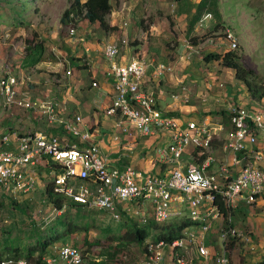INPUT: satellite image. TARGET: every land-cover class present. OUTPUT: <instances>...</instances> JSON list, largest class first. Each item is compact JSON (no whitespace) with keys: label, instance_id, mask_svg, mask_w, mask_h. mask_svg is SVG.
<instances>
[{"label":"built area","instance_id":"1","mask_svg":"<svg viewBox=\"0 0 264 264\" xmlns=\"http://www.w3.org/2000/svg\"><path fill=\"white\" fill-rule=\"evenodd\" d=\"M124 26H127L126 22ZM69 33H74L73 27ZM227 34L231 37L228 30ZM119 43L126 46L128 40L123 37ZM119 43L107 44L103 49L105 59L110 62L108 75L114 91L105 113L119 115L116 126L124 133L129 126L143 136L158 130L168 133L169 141L165 147L157 149V158L161 162L174 163L173 168L167 174L144 176L131 166L109 167L91 133L80 126L79 116L63 120L55 99L30 98L20 90L14 75L5 74L0 76V98L4 107L15 106L39 114L49 124H62L75 141L71 143L68 137L60 138L57 134L7 131L0 137V187L12 196L32 195L37 188L36 165L41 160L48 164L53 161L58 171L52 175L51 190L64 198L58 212L71 203L105 211L119 220L120 210H129L127 203L136 201L139 205L147 200L152 205L156 223L187 215L192 223L174 240L146 241L145 264H229L224 243L238 236V231L230 225L232 215L226 217V224L220 225L219 249L207 243V236L214 221L224 217L218 200L230 212L236 208L243 193H246V201L252 202L264 190V168L256 167L251 161L252 156L264 165L261 153L252 150L257 142V131H264V104L249 109L235 105L228 110L232 131L224 148L233 153L249 149V154L242 156L245 164L237 175L231 177L229 169L223 165L217 172L206 171L214 160L209 153L212 133L208 125L190 120L182 128L175 117L158 107L154 91L144 88L146 78H159L172 67L138 57H132L127 63L115 62L120 53ZM235 45L233 42L232 46ZM66 73L70 74V71ZM92 86H96V82H92ZM190 145L204 156V161L202 164L189 161L183 169L180 159ZM142 221H146L145 217ZM10 262L12 260L8 259L1 264ZM18 264H24V261L19 260ZM42 264L88 263L79 248L58 244L51 247Z\"/></svg>","mask_w":264,"mask_h":264},{"label":"rangeland","instance_id":"2","mask_svg":"<svg viewBox=\"0 0 264 264\" xmlns=\"http://www.w3.org/2000/svg\"><path fill=\"white\" fill-rule=\"evenodd\" d=\"M72 1L0 0V75L5 74L4 67L8 65H12L13 68L15 64L21 66V59L24 64L27 41L31 44L42 41L44 46L42 59L45 61L51 59L49 45L52 35L62 31L68 33L69 28H76L79 22L85 23V19L75 16L62 21L63 12L70 7ZM111 3L112 10L107 16V21L109 26L115 29L105 31L106 34L119 38L118 31L124 30L127 33L128 46L132 47V54L135 57L143 58L144 52L157 50L160 56L154 57L160 59L158 60L160 62L173 65L175 74H178V69H188L181 76V80L184 86L196 82L191 88H199L200 105L203 106L198 107L197 111L204 107L232 108L235 105L249 109L250 106L264 104V99L258 101L252 97L247 86L249 83L255 89L264 90V0H111ZM124 22L127 26H124ZM86 24L88 28L91 27L87 20ZM227 30L231 37L228 36ZM192 37H195L196 44L192 42ZM233 42L236 44L235 47L232 46ZM185 44L191 45L192 48H186ZM212 51L221 53L232 51L241 66L239 77L235 76L234 69L226 67L219 61H204L203 56ZM38 53L39 49L34 55ZM146 57L151 58L152 55L149 53ZM42 67H30L20 76L16 71H10L12 75L18 76L20 82L22 81L21 91L31 93L30 98L50 99L47 95L59 87L60 83L53 78V74ZM73 68L78 71L76 65H73ZM173 73H170L174 78L172 83L178 84V88L174 89L176 98L168 94L165 101L162 100V105L194 106V101L189 103L185 97L196 98L197 92L182 90L176 78L178 76ZM165 74L166 72L163 76ZM34 79L35 82H31ZM172 88L168 90L169 93ZM37 90L43 93L35 94ZM12 108L14 110L17 107ZM78 112L82 117L81 123L86 124L90 121L89 112L84 109H78ZM5 113L9 118L4 126L20 124L28 128L24 125L28 119L31 126L41 128L47 122L35 112L27 114V117L25 114L22 115L23 113H19L21 115L19 117L15 114L11 116L9 112ZM105 115L107 114L99 113L104 124L108 125ZM148 153L147 158H151ZM181 160L186 161L187 156H183ZM53 163L51 161V164ZM56 171L58 170L52 168V171L46 174L44 182L50 181ZM44 182L39 183L40 186L37 187L32 200L11 196L0 187V252L8 251L10 244L15 242L20 247L34 244L35 237L43 235L55 217L63 212L74 224L73 230L53 244H70L89 250L86 253L88 264H145L143 245L133 242L120 244L109 237L123 233L125 228L121 227V224L125 220H115L108 213L93 210L87 212L83 209L66 208L58 213L48 201L40 202L46 199ZM86 224L88 229H85ZM214 229L215 232H212L214 234L208 238L212 241L211 246L217 248L220 242L219 234L217 228ZM235 238L236 244L231 251L230 264H248L246 258L252 250L248 249L246 239L240 236ZM94 242L97 243L89 246ZM50 247L52 245L47 249ZM18 261L12 260L7 264H18Z\"/></svg>","mask_w":264,"mask_h":264},{"label":"crops","instance_id":"3","mask_svg":"<svg viewBox=\"0 0 264 264\" xmlns=\"http://www.w3.org/2000/svg\"><path fill=\"white\" fill-rule=\"evenodd\" d=\"M84 22L85 23L79 22L76 25V28L73 27V34H70L68 30V33H63L62 31L61 33L56 32L52 35L50 40L51 44H46L50 46L51 59H49V61L41 59L34 65H28L25 62L23 64V59H21V66H17L15 64V68H13L12 65L4 67L5 74L12 75L10 71L14 70L20 76L23 75L24 71L30 67L41 68L42 66H44L42 68H47L46 70L50 71L53 74V78L58 83H60L58 84V89L50 91V93L47 95L48 97L57 101L60 117H62L63 120L67 121L74 119L75 116H79L80 118H82L80 113L78 112V109H84L89 112V122L92 121L91 124H88L89 122H87L86 124L81 123L80 126L83 130H88L91 133L92 138L99 146L102 158L105 159L106 164L109 167L123 168L125 166H131L144 176L150 174H167V172L173 168L174 163L159 161L157 158V149L165 147L167 145L169 141L168 133L158 130L152 135L143 136L131 126H129L127 132L124 133L118 126H116V122L120 120L119 115H105V117H107L106 122L108 125L104 124V121L99 116L100 112L105 113L106 108L111 104L114 94L113 82L111 77L108 75L110 62L105 59L103 55V49L107 44L119 43L121 38H127V33L124 30L122 31L120 29L118 31L120 32L119 38L115 36H109L102 28H100L97 22L91 23L90 28H88L86 20ZM66 30L67 29H65V31ZM185 47L192 48V46L189 44H185ZM149 53L150 55H152L151 58L146 57L149 55ZM143 54V58L139 57L140 59H143L147 62H160L158 61L160 59L154 57L160 56L159 51L157 50H150L147 53L144 52ZM132 57H135L132 54V47L120 44V53L116 57L115 62L127 63L131 60ZM162 63L170 65L171 67L173 66L170 63ZM73 65H76L78 71H75ZM67 70L70 71V74L66 73ZM187 70L178 69V74H175L176 71H174L172 67V70L170 72H166L167 75H161L159 78L153 80L146 78L144 88L154 91L158 107L167 115L175 117L182 128H184L185 123L190 120L205 122L212 133L209 153L214 158L206 171L217 172L219 170V166L223 165L229 169L230 176L234 177L237 175L238 170L245 164V160L242 159V156L245 153L249 154V149L233 153V151L224 148V144L229 138V133L232 131L231 123L229 122V106L220 108L216 106L214 109H207L204 107L200 108L201 110L197 111L196 109L198 107H203L200 105L201 92L199 88H191L194 87L196 82L192 83V85L190 86H184L182 84L181 76H183ZM149 71L151 72V69ZM171 72H174L173 75L178 76L176 78H178V83L182 90L187 89L189 92H197L196 98L184 96L185 100L189 103L194 101V106H186L183 104L178 106V104H174V106L178 107L177 108L171 104H167L166 106L162 105V100L165 101V98L168 94L174 98H176L175 96L177 95L174 92V89L178 88V84H176L175 82L172 83V80L174 78L170 75ZM2 75L3 74H1L0 76ZM14 76L18 79V76H16V74ZM21 82L19 81L20 90ZM31 82H35V79ZM92 82H96V86H92ZM205 86L207 85L205 84ZM171 88L172 91L169 93L168 90ZM22 92L23 94L31 97V93L29 94L28 91ZM39 92L43 93L42 91L37 90L35 94H38ZM52 95H54V97ZM0 109V137L9 130L15 131L16 133L33 131L42 132L45 134H59L68 137V140L71 143L75 141L74 138L69 136L62 124H49L44 119L42 120H44L46 123L44 122L45 126H42L41 128H36V126L34 125L31 126V121H29L28 119L24 122V125H27L28 128H25L20 124H18V126H4L5 122L9 118V115L5 112H9L11 116H14L15 114V116L18 117L21 116L19 113H23L22 115L25 114V117H27V114L29 115L33 113L32 111H25V109L20 108H15L14 110L13 108H11V110H9L1 104V98ZM175 109L179 110V112ZM223 111H225V114H223ZM145 137L148 138L143 139ZM3 147H5V145H3ZM249 147L250 145H248L247 148ZM252 150L261 153V155L264 157V131H257V142L252 146ZM148 152L150 153L151 158H147L148 156H146V154ZM183 156H187L186 161L180 159L183 169L186 168V164L189 161H194L200 164H202L204 161V156H201L194 145H190L183 153L181 158ZM251 161L256 167L264 168L262 161L256 160L252 156ZM53 164H48L45 160H41L36 165L34 170L37 177V187L40 186V182H44L46 174L50 173L52 171V168L56 167ZM42 171H44V173H42ZM40 178L42 179L40 180ZM48 182H51V180ZM48 182H44V194H46V185ZM3 192L5 191L3 190ZM35 192H37V188ZM35 192L32 195L20 194L15 197L21 196L22 198L26 197L27 199L32 200L35 197ZM46 201H48L50 205L54 206L51 199L48 197V194H46V199H42L40 202L46 203ZM127 204L129 206L128 211L120 210L121 218L119 219V221L125 220L122 221V223L132 224L133 222H136L138 225H145L149 222V220L156 223V221H154L153 219V210L150 201H142V203L139 205L136 204V201H132L130 204ZM54 208L58 212L59 208H56L55 206ZM66 208L83 209L87 212L93 210L94 212L101 211L107 213L102 210L86 209L81 207L80 205L71 203L67 205ZM233 211L234 213L231 217L232 226L238 231V236H240L242 239L247 240L248 249L252 250L248 253V257L246 256L247 263L264 264V190L262 191V193L257 195L255 200L252 202H247L246 193H243V195L237 202L236 208ZM62 214L65 213L62 212L58 215ZM142 217H145V222L142 221ZM224 217H219L214 221V225L212 226L210 233L207 236V243L209 245H212V241L208 237L214 234L212 233L215 232L214 228H217V233L219 234L220 225H224ZM131 220L133 222H131ZM182 220L190 221L187 218V215L184 214L180 217H174L165 222H162V224H177ZM152 234H155L153 230L151 231L150 236L143 243L144 257L145 243L147 240H153ZM51 245L53 246L56 244ZM75 247L79 248L81 251L83 250L78 246ZM220 247L221 243L219 242V245L215 249H219ZM50 249H48L47 253L50 252ZM225 252L228 256L226 247ZM240 256H242V253L240 254ZM228 257L230 260V256ZM84 258L86 257L84 256Z\"/></svg>","mask_w":264,"mask_h":264},{"label":"trees","instance_id":"4","mask_svg":"<svg viewBox=\"0 0 264 264\" xmlns=\"http://www.w3.org/2000/svg\"><path fill=\"white\" fill-rule=\"evenodd\" d=\"M112 3L111 0H73L70 4V7L65 9L62 15V21L70 18V16H75L76 18H82L87 20L90 23L98 22L101 28L104 31L109 29H115V27H110L107 21V16L111 13ZM170 24V23H169ZM172 25V24H171ZM192 42L196 44L195 37L191 38ZM39 49L38 55H34L35 51ZM25 63L28 65H34L36 62H39L42 59V54L44 51L43 42L39 41L37 43L31 44L30 41H27L25 47ZM204 61L210 62L212 60L219 61L228 68H232L235 71V76L239 77V72L241 70L240 64L235 59L234 53L232 51H225L223 53L219 51H212L203 56ZM248 90L254 99L261 100L264 98V90L255 89L253 85L247 83ZM225 114V111H223ZM46 194L51 199L53 205L56 208H61L63 203V197L55 195L51 190V182H48L46 185ZM216 201V199H215ZM15 202V201H12ZM219 209L223 212L225 219L224 224L227 223V216L229 214L233 215L234 211H227V208L220 202L217 201ZM71 220L65 214L58 215L55 217L53 223L49 225L46 229V232L43 235H37L35 237L34 244L20 247L15 243L10 244L8 251L0 252V262L3 260L12 259L14 262L18 260L24 261V264H41L43 263V257L48 251V247L58 241L60 238L71 233L73 230L72 226L74 224L70 222ZM191 221L182 220L179 223H155L151 220L145 225H138L136 222L132 224L122 223L121 227H124L125 230L122 234L111 235L114 241L119 242L120 244L127 243H136L138 245H143L144 241L150 236L151 231L153 230L155 234H152L153 240L163 239L166 241H172L180 235L181 229L185 226L191 224ZM232 226V223H230ZM88 224L85 225V229H88ZM236 238L231 237L225 241L224 245L227 249L228 256L231 254ZM97 242L89 244V246L95 245ZM7 250V249H5ZM84 256L89 250H82ZM3 255H6L3 257ZM264 263V261H263Z\"/></svg>","mask_w":264,"mask_h":264}]
</instances>
